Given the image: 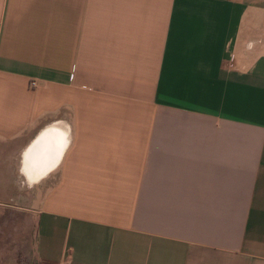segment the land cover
Masks as SVG:
<instances>
[{"label": "crops", "instance_id": "obj_1", "mask_svg": "<svg viewBox=\"0 0 264 264\" xmlns=\"http://www.w3.org/2000/svg\"><path fill=\"white\" fill-rule=\"evenodd\" d=\"M4 208L33 264H264V0H0Z\"/></svg>", "mask_w": 264, "mask_h": 264}, {"label": "rangeland", "instance_id": "obj_2", "mask_svg": "<svg viewBox=\"0 0 264 264\" xmlns=\"http://www.w3.org/2000/svg\"><path fill=\"white\" fill-rule=\"evenodd\" d=\"M11 206H14V204ZM7 209H0V214L7 211ZM2 217L3 214L0 215V248L2 249L0 251V264L7 263L9 258L11 264H33L34 262L31 256L33 218L27 215V223L24 225L25 218L21 215L16 222V229L14 226V215L12 216L13 225L10 222L4 221ZM9 233H12L11 238L8 236Z\"/></svg>", "mask_w": 264, "mask_h": 264}, {"label": "bare ground", "instance_id": "obj_3", "mask_svg": "<svg viewBox=\"0 0 264 264\" xmlns=\"http://www.w3.org/2000/svg\"><path fill=\"white\" fill-rule=\"evenodd\" d=\"M25 173L27 174V176L29 177L30 180L32 181H36V179L40 178L41 176H43L45 173H31L30 171H25Z\"/></svg>", "mask_w": 264, "mask_h": 264}, {"label": "built area", "instance_id": "obj_4", "mask_svg": "<svg viewBox=\"0 0 264 264\" xmlns=\"http://www.w3.org/2000/svg\"><path fill=\"white\" fill-rule=\"evenodd\" d=\"M30 86H31V87H35V84H34V83H31Z\"/></svg>", "mask_w": 264, "mask_h": 264}]
</instances>
